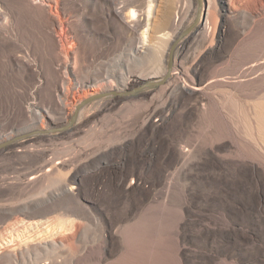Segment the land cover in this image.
I'll use <instances>...</instances> for the list:
<instances>
[{
    "label": "rangeland",
    "instance_id": "374dc122",
    "mask_svg": "<svg viewBox=\"0 0 264 264\" xmlns=\"http://www.w3.org/2000/svg\"><path fill=\"white\" fill-rule=\"evenodd\" d=\"M215 1L163 86L0 149V264H264V23L250 32L259 0ZM52 5L54 23L0 0V144L163 77L198 6L155 0L147 27L146 0Z\"/></svg>",
    "mask_w": 264,
    "mask_h": 264
},
{
    "label": "bare ground",
    "instance_id": "6f19581e",
    "mask_svg": "<svg viewBox=\"0 0 264 264\" xmlns=\"http://www.w3.org/2000/svg\"><path fill=\"white\" fill-rule=\"evenodd\" d=\"M13 1L27 7V9L28 8H32L33 10L37 9L39 12L47 15L48 19L50 21H53V23L55 22V18H56V20L59 19L58 15L52 14V12H51V10H52L51 8H53L52 4L57 2V0H13ZM154 1L155 0H146L145 21L147 23V27L149 26V22L151 20V16H152L153 11H154V7H155ZM203 1L205 3H207V6L206 7L204 6L205 7V9H204L205 18H204V16H202V23L201 24H203V29L205 31H209L211 25H213L212 24V18L215 16L216 1L215 0H201L200 16L198 19V23L200 22L201 12L203 10ZM222 1L227 6V8L230 10H238L237 9L238 5L241 2H244L243 0H222ZM120 3H121V5L115 9V13L118 15V17H120L125 22L134 21L135 17L137 16L136 11L130 10V11H128V13H125L124 1H121ZM197 4H198V0H197ZM185 5L186 4L182 3V2L179 4L180 11L183 10L184 7H186ZM198 8H199V4L197 6V12H198ZM246 14H248L250 16V18L252 19V23H251V26L249 29L250 32H252L253 30L259 29L261 26H263V23H264V0H259V5L254 6L253 9L247 10ZM136 23L137 22L134 21L132 24H130V27H132L133 24H136ZM149 43H150V41L148 39V32L145 31L141 35L142 48H144L145 46H148ZM158 45H159V43H158Z\"/></svg>",
    "mask_w": 264,
    "mask_h": 264
},
{
    "label": "water",
    "instance_id": "95a60500",
    "mask_svg": "<svg viewBox=\"0 0 264 264\" xmlns=\"http://www.w3.org/2000/svg\"><path fill=\"white\" fill-rule=\"evenodd\" d=\"M198 4H199V8H198V12L196 14V18H195V21L193 22V24L190 25L186 30L181 32L178 35V37L169 46V49L167 52V60H166V72H165L163 77H161L159 79H153V80L139 82L134 87H131L130 89L125 90V91L111 90V91L102 92L99 94L89 96L88 98H85L82 101H80L75 106L74 111L69 118L68 124L62 125L60 127H57L55 129H51V130H36L33 132H29L27 134L19 135L15 138H12V139L7 140L6 142H3L2 144H0V149L8 146L9 144H11L13 142H16V141L24 139V138H28V137L33 136V135H44V134H49V133H63V132H67V131L71 130L74 127V125L78 119L80 111L89 103L99 101L101 99H105L108 97L115 98L117 101L121 102L123 100H126V99L134 96L135 94H137L143 90L163 86L171 77V73H172V69H173V58H174L175 47L177 46L178 42L183 37H185L193 29V27L198 23V19L200 16L201 0H198Z\"/></svg>",
    "mask_w": 264,
    "mask_h": 264
}]
</instances>
